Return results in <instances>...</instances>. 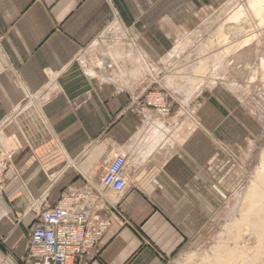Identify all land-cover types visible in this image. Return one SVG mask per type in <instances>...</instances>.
I'll list each match as a JSON object with an SVG mask.
<instances>
[{
    "label": "crops",
    "instance_id": "obj_1",
    "mask_svg": "<svg viewBox=\"0 0 264 264\" xmlns=\"http://www.w3.org/2000/svg\"><path fill=\"white\" fill-rule=\"evenodd\" d=\"M206 1L0 0V150L12 155L0 264H25L40 212L72 187L100 196L110 221L77 264H170L192 242L193 213L206 209L195 196L225 168H211L222 162L195 117L203 111L181 101L167 74L188 38L205 33ZM156 85L179 101L169 117L142 105ZM4 132L17 133L15 148ZM119 155L128 182L113 202L101 179Z\"/></svg>",
    "mask_w": 264,
    "mask_h": 264
},
{
    "label": "rangeland",
    "instance_id": "obj_2",
    "mask_svg": "<svg viewBox=\"0 0 264 264\" xmlns=\"http://www.w3.org/2000/svg\"><path fill=\"white\" fill-rule=\"evenodd\" d=\"M246 3L247 0H207L206 19L201 20L204 22L205 33L194 39L191 37L188 49H179L178 55H173L177 57V63H173L167 74L182 72V77L172 88H176L182 102L196 108L195 111H203L202 116L195 117L209 131V154L218 156L222 162L214 161L210 166L215 169L225 168L223 176H218V172L211 174V185L205 196H195V200L202 198L205 201L206 209L204 212L194 211V224L199 228L192 242L175 255L170 264H192L188 259L191 253H196L195 262H198L200 256L212 249L228 222L238 215L243 194L260 167V157L264 151V79L261 68V60L264 58V25L254 28L257 41L242 52H232L226 56L223 44L207 46L210 33L216 31L226 22L227 16L229 18L234 10ZM201 59H207L209 71L206 76L198 78L194 90L191 88L194 71ZM170 91V87L156 85L147 90L142 105L151 109L146 105V97L150 93L164 92L170 112H174L179 101L171 98ZM16 139L9 148L16 147ZM217 140L223 143L218 144ZM225 180L235 186L234 193L223 189Z\"/></svg>",
    "mask_w": 264,
    "mask_h": 264
},
{
    "label": "built area",
    "instance_id": "obj_3",
    "mask_svg": "<svg viewBox=\"0 0 264 264\" xmlns=\"http://www.w3.org/2000/svg\"><path fill=\"white\" fill-rule=\"evenodd\" d=\"M164 92L150 93L146 105L161 116L170 114ZM12 164V155L0 150V186ZM126 158L116 156L102 177V187L121 195L128 178ZM101 198L88 187L63 193L55 205L44 207L31 228L25 264H77L89 255L107 232L110 221L101 214Z\"/></svg>",
    "mask_w": 264,
    "mask_h": 264
},
{
    "label": "bare ground",
    "instance_id": "obj_4",
    "mask_svg": "<svg viewBox=\"0 0 264 264\" xmlns=\"http://www.w3.org/2000/svg\"><path fill=\"white\" fill-rule=\"evenodd\" d=\"M227 17L223 25L210 33L207 42L208 47L215 43L223 44L226 47L224 50L226 56L232 52H242L256 40L254 28L264 25V0H247L245 5H240L229 18ZM180 46L181 43H178L177 49ZM261 68L264 79V58L261 60ZM208 71L207 59H201L194 71L192 89L195 90L198 78L206 76ZM181 76L180 71L168 76L167 81L173 85ZM16 135L17 133L9 132L2 134L3 142L8 149L14 145L12 142L15 141ZM109 195L113 202L117 201L118 196L114 192L110 191ZM196 256V253L188 255L192 264H264V151L261 153L260 167L251 178L239 203L238 215L228 222L224 233L220 234L208 253L198 258V262H195Z\"/></svg>",
    "mask_w": 264,
    "mask_h": 264
}]
</instances>
